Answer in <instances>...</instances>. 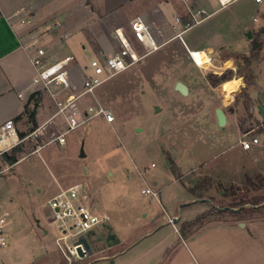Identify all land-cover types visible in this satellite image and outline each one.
<instances>
[{
  "label": "rangeland",
  "instance_id": "374dc122",
  "mask_svg": "<svg viewBox=\"0 0 264 264\" xmlns=\"http://www.w3.org/2000/svg\"><path fill=\"white\" fill-rule=\"evenodd\" d=\"M45 2L44 14L53 17L48 27L58 23L57 47H44L48 58L70 53L75 57L70 68L76 65L80 70L99 51L116 43L110 35L115 24L144 13L156 33L152 23L160 22L159 8L165 10L167 5L165 0ZM170 4L169 20L186 14L181 0H170ZM199 5L210 15L183 36L190 48L224 44L211 52L212 67L205 53L196 54L200 67L195 64L174 36L177 29L170 28L159 37L165 41L160 49L115 74L85 98L87 104L108 106L114 121L97 116L69 131L64 144L38 147L43 141L30 138L20 145L18 161L0 175V216L9 213L2 224L8 245L0 249V264H264V206L241 221L227 210L254 197L264 205V186L254 188L248 181L259 185V176L264 178V135L259 132L264 118L257 108L258 103L264 106V0H236L226 7H220L218 0H201ZM66 32L71 35L61 40ZM100 32L105 34L103 44L93 40ZM253 38L259 39V46ZM253 49L260 51L258 59L251 56ZM228 60L233 62L225 71L233 72L230 81L242 77L232 100L233 92L221 88V76L209 78L213 74L209 69L223 70ZM245 67L256 77L250 87L251 119L243 97L237 100L245 85ZM77 71L71 77L80 85L82 72ZM179 80L188 86V94L176 90ZM38 99L42 100L40 124L56 107L47 90ZM217 107L226 113L223 126ZM255 136L259 142L245 150L241 139L252 142ZM172 160L182 180L175 175ZM206 176L239 191L226 196L213 188L200 199L188 187ZM72 184L79 185L93 208L107 213V225L113 227L119 242L109 245L106 224L98 226L99 237L91 242L93 253L68 261L56 243L60 234L48 201ZM147 187L158 191V197L143 193ZM220 207V215L209 216L192 234L180 231L184 221Z\"/></svg>",
  "mask_w": 264,
  "mask_h": 264
},
{
  "label": "built area",
  "instance_id": "2783aa9c",
  "mask_svg": "<svg viewBox=\"0 0 264 264\" xmlns=\"http://www.w3.org/2000/svg\"><path fill=\"white\" fill-rule=\"evenodd\" d=\"M218 1L220 7H226L236 0H232L228 4H221L220 0ZM256 1L262 2L263 0ZM182 2L187 11L184 16H175L173 27L177 29V32L174 36L183 42L195 64L200 67L196 54L205 53L203 56L208 57L212 67L215 59L213 54L204 49L190 48L183 36L188 29L204 21L210 13L199 5L198 0H182ZM130 30L131 33L128 34L122 28L115 29L112 36L116 39V43L107 50L99 51L85 65L80 85H77L71 77L70 64L74 60L73 55L49 59L47 50L41 45L39 38L34 37L31 40L28 47L34 50L31 60L36 67L33 83L50 92L56 103V111L42 123L31 126L24 135L18 131L11 119L0 125V175L13 164H8L4 160V154L11 152L14 147L30 138L43 141L38 147L51 142L64 144L69 131L97 116L104 117L107 122L114 121L115 115L108 106L102 103L87 104L85 98L95 94L96 89L115 74L133 66L151 52L160 49L165 42L159 39L163 35L162 31L158 29L154 33L141 16L131 19ZM62 91L68 92L60 95ZM20 95L22 96V94ZM234 97L235 92L232 93L231 100ZM258 142L259 139L256 136L253 137L252 142L248 139H241V144L245 149H250L252 143ZM142 192L158 197V191L150 187L144 188ZM86 196L85 193H81L79 185L74 184L61 188L48 201L49 213L56 222L60 234L55 240L68 261L88 258L91 254L88 252L83 238L89 240V231L98 230V226L108 223L107 213L103 209L93 208ZM8 214L5 212L0 216V249L8 245L2 228Z\"/></svg>",
  "mask_w": 264,
  "mask_h": 264
},
{
  "label": "crops",
  "instance_id": "0c3cea01",
  "mask_svg": "<svg viewBox=\"0 0 264 264\" xmlns=\"http://www.w3.org/2000/svg\"><path fill=\"white\" fill-rule=\"evenodd\" d=\"M26 1L27 2L25 3H20L0 0V125L11 119L14 121L18 131L22 135L26 134L30 130L31 126L39 124L38 111L42 100L38 98H41L43 96V92L46 90L40 86H36L33 83V79L36 75V67L31 60V56L34 50L28 47V45L34 37H38L42 46L48 49L57 47V42L55 41V29L58 23L55 22L53 27H48L53 17L49 12L44 14L43 10L46 8L45 1L52 2L69 0ZM42 1H44V3ZM165 3L168 5V7L166 5V11L159 8V11L162 14L160 22L152 23V26L157 28L156 31L160 29L162 34L163 32L168 33L170 28H174V20H169L166 16V12H169L173 9L172 5L170 4V0H165ZM135 16H141L146 20L147 23H149L147 20L148 16H146V14L142 13L132 17ZM130 19L131 18L125 22L115 24L110 30V35H112L117 28H122L126 33L130 34ZM70 35V32H66L62 35V37L60 36V38L61 40H64ZM104 36L105 34L103 33L101 35L100 32L94 35L93 40L96 41V43L99 42L100 44H103ZM238 39L239 38L234 41L237 42L239 41ZM79 42L81 43L82 39H80ZM222 45L224 44L192 49H204L210 53H215L219 50V47H222ZM82 46L85 47V44L82 43ZM65 55L72 54L67 53ZM56 57L57 56H52L51 59H58ZM85 65L86 64H84L82 67L84 68ZM83 68L80 70L79 68H76V65H72L71 72L73 74L74 70H78L77 72L81 71V74H83ZM239 77L242 81V77ZM223 83L224 81H222V84ZM241 85L242 83L239 85V87ZM66 92L62 91L60 92V95H64ZM20 94H22V96ZM52 99L54 100L53 97ZM53 105L56 107L55 100L53 101ZM31 113L35 114V121L30 119ZM45 232L47 233L48 230H45Z\"/></svg>",
  "mask_w": 264,
  "mask_h": 264
},
{
  "label": "trees",
  "instance_id": "16d2710c",
  "mask_svg": "<svg viewBox=\"0 0 264 264\" xmlns=\"http://www.w3.org/2000/svg\"><path fill=\"white\" fill-rule=\"evenodd\" d=\"M262 33H264V28L262 29ZM253 43L255 46H259L261 42L259 41L258 38H253ZM259 53H260V51L258 49H253L251 51V56L254 57L255 59H258L256 57H257V54H259ZM216 77H217V75H215V74H212V73L209 74V78L212 80L215 79ZM232 77H233V72L228 71V72H225L224 75L220 77V79L225 82V81L232 79ZM237 77H239V76H237ZM255 82H256V77H255L252 69L250 67H245L244 68V83H245V85L242 87L240 95L238 96L237 100L240 101L241 96L243 97L242 105L248 111V114L250 115L249 116L250 119L253 117V114L250 111V108L253 106V102H254V100L252 99V97L250 95V87L253 86L255 84ZM33 95H35V94H33ZM30 119L32 121H35V114L34 113H31ZM245 120H243V121H245ZM259 132L262 133V135H264V121H263V127L259 130ZM20 150H21L20 145L14 147L11 150V152L4 154V160L6 162H9V163L17 162L18 161V155L17 154ZM171 162H172V169L175 172V175L177 176V178L182 180L183 174L178 169V166L176 165V163L173 160ZM259 180L261 181V183L259 185H257L255 181L248 178L250 185L254 188H257L258 186H259L258 188L264 186V178L259 176ZM213 188H215L217 191L222 192V194L226 195V196H235L237 194V192L239 191V187H234V186L227 187L222 183L221 180L214 179L211 176H206L203 179L197 181L193 186L188 187V189L199 198H204L208 194V192L211 191ZM262 202H263V200H260V199H257L254 197V198L248 199V201H243V202L240 201L237 204L230 205V207H239L236 210H232L229 208L227 210H229L231 215L236 217L237 220L241 221L245 217H247L248 215L251 216L252 215L251 212H253L257 208L264 206V205H260ZM246 203H251V205L253 204L256 206L255 207H252L251 205L246 206L245 205ZM222 212H223L222 209H216V208H212L209 211L203 212L193 220L184 221L182 223L180 231L182 232L183 235L192 234V232L194 230L200 228L203 225L204 221L206 219H208L209 216H212L214 214L220 215ZM244 212H249V213L244 215Z\"/></svg>",
  "mask_w": 264,
  "mask_h": 264
},
{
  "label": "water",
  "instance_id": "95a60500",
  "mask_svg": "<svg viewBox=\"0 0 264 264\" xmlns=\"http://www.w3.org/2000/svg\"><path fill=\"white\" fill-rule=\"evenodd\" d=\"M248 36L251 37V31H248ZM175 88H176V90H178L179 92H181L183 94H188V92H189L188 86L184 82H182L180 80L176 82ZM257 108H258V111L261 114L262 118H264V106L262 104L258 103L257 104ZM217 117H218L219 125L220 126L225 125V123L227 121V117H226V113L223 110V108L217 107ZM137 130H139V129H137ZM82 155H84V153ZM222 208L223 207H220L219 209H222ZM228 208L232 209V210H236L237 209V208H234V207H227V209ZM176 220H177V217H175L173 219V221H176ZM106 227H107V234L105 236V239H106L107 243L109 245H112V244H115V243L119 242L118 235L114 231L113 227L111 225H107V224H106ZM98 237H99V233H98L97 230L94 229V230L89 231V233H88L89 240H87L85 237L83 238V240L86 243L88 252L90 254L93 253V248H92L90 242L96 241L98 239Z\"/></svg>",
  "mask_w": 264,
  "mask_h": 264
},
{
  "label": "clouds",
  "instance_id": "9594fccd",
  "mask_svg": "<svg viewBox=\"0 0 264 264\" xmlns=\"http://www.w3.org/2000/svg\"><path fill=\"white\" fill-rule=\"evenodd\" d=\"M220 2H221V4H228V3L232 2V0H220ZM232 65H233V62L231 60H228L225 62V68L223 70L214 71L213 69H209V71H213V74H215L217 76H223L224 72L227 71L228 68H232ZM241 83H242L241 80L233 79L231 81L224 82L221 85V88L226 92H236V91H238V87Z\"/></svg>",
  "mask_w": 264,
  "mask_h": 264
},
{
  "label": "bare ground",
  "instance_id": "6f19581e",
  "mask_svg": "<svg viewBox=\"0 0 264 264\" xmlns=\"http://www.w3.org/2000/svg\"><path fill=\"white\" fill-rule=\"evenodd\" d=\"M232 96V95H231Z\"/></svg>",
  "mask_w": 264,
  "mask_h": 264
}]
</instances>
